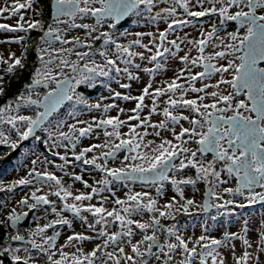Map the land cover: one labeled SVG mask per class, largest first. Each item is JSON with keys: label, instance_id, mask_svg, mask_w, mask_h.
<instances>
[{"label": "snow or ice", "instance_id": "obj_1", "mask_svg": "<svg viewBox=\"0 0 264 264\" xmlns=\"http://www.w3.org/2000/svg\"><path fill=\"white\" fill-rule=\"evenodd\" d=\"M36 3L37 0H11V3L4 0L0 6V19L18 17L14 26L0 23V32L25 33L18 37L0 39V44L17 43L22 44L23 48L19 57L10 52L5 58L0 52V64L7 65L3 70L5 74H14L17 68L25 67L23 61L30 46L27 43L30 30L43 33L36 49L40 66L35 68L31 83L26 85L29 93L17 97L23 103L10 100L0 107V125L11 126L8 134L0 128V145H6L14 151L30 137L39 139L36 135L37 129L44 128L49 132L53 145L59 146L56 145L57 139L70 142L74 150V160L94 166L104 176L95 181L94 186L84 180L82 175L73 174L75 181L82 182L86 189H90L88 192L74 193L72 186H66L54 173L38 171L35 165L40 163L39 158L32 160L33 167L27 175L11 181L6 190L14 191L20 186L34 187L35 190L30 195H25L19 204L30 211L42 205L50 206V212L58 218L43 225L38 224L30 231V235L39 237V240L33 238L23 248H13L11 242L23 241L25 236L9 234V241L0 247V258L7 253L13 264H37L32 255V250L35 249L46 255V264H150L149 257L157 262L162 261V264H170L174 253L183 255L179 264H196L197 261L198 264H226L219 249L228 248L234 264H249V261L260 264L259 253H264V222L259 227L258 247L255 252H250L248 249L253 248V242L249 238L247 221L240 233L226 230L221 239L211 238L203 233L195 238H185L179 234L175 225L165 229L160 217L175 219L174 213L180 211L187 214L189 207L196 206L193 199L180 203L173 196L168 203L159 206L157 199L148 192H129L126 199L117 197L112 200L114 205L120 206L119 209H109L105 207L109 197L103 193L108 191L115 197V193L111 191L114 181L139 180L144 184H159V194L163 181L170 180L177 186L176 191L183 198V189L179 186L194 185L196 179H181L170 176V173L191 167L196 170L199 179L212 183L209 177H215L219 183H227L226 180H220L221 173L216 169L217 162L223 161L229 176H234L237 180L235 188H224L223 191L233 196H245L247 192L249 203L257 200L264 202V191H256L257 187L264 189V0H195L194 4L192 0H50L52 23L48 24L43 19V10L34 7ZM162 4L166 6L160 7ZM197 7L199 10H193ZM178 8L192 18L219 17L220 27L213 24L210 31L201 28L199 39H190L187 33L169 39L178 26L182 28L192 23L191 20L177 18ZM21 10H31L34 16L41 18L26 20ZM145 13L154 23L164 21L166 28L163 31L157 29L156 32L121 33V36L135 37L127 44L121 43L114 33L99 30L106 21H111L108 24L110 29H116L125 17L134 14L143 16ZM88 16L95 18V25L77 23L78 18L83 20ZM228 21L236 22L238 28L236 31L227 32L226 36H221V28ZM74 29L85 30V35L69 37L68 33ZM145 37L149 38L147 43L144 42ZM101 40L100 47H96L95 42ZM57 44L59 47L55 46ZM189 45L197 50L198 55H191L192 48H188ZM136 47L143 51H134ZM208 48L213 51L206 52ZM181 52L185 54L178 55ZM166 54L168 59H178L181 68L173 77L157 82L156 76L167 71V60L163 59ZM73 56L75 59H72ZM97 56L101 58L99 62ZM136 58L146 63H137ZM221 60L226 63H220ZM199 67L203 70L193 71ZM66 69H70V73ZM113 72L123 74L130 82L140 80V72L149 75L139 95L120 91L111 93L114 99L135 101L134 108L126 110L116 103H97L92 106L96 109L102 108L104 113L111 109H117L120 114L128 112L130 114L126 120L121 119L120 115L102 119L94 117L91 123L77 120L76 123L68 125V132L60 131V124L54 128H45L47 118L64 101L73 100L75 97L80 102H85L76 92L81 84H91L95 77H109ZM215 74H219L215 83L205 82L211 81ZM197 82L201 83L200 87L196 86ZM40 85L48 91L42 99H33L34 86ZM221 85H226L227 90L222 89ZM119 86L129 89L131 83H120ZM209 88L215 90L208 91ZM189 93L197 95L195 98H185ZM2 95L4 77L0 76V96ZM35 95L38 97L39 93ZM242 95L246 99H238ZM146 98L150 100V104L145 103ZM208 98H211L210 103L205 102ZM13 103L16 115H11ZM161 104L164 105L162 109ZM33 105L43 110L36 111L34 116L20 114L22 106ZM145 109L148 113L142 116ZM184 110L194 113L195 116L185 115ZM155 114H162L164 119L153 123L152 116ZM132 121L136 123L133 124ZM181 121H187L190 126L184 127ZM177 125L179 132L176 131ZM123 127L128 128L127 133L121 132ZM95 129L103 130L106 138L104 142L75 152L81 138L90 136ZM12 131L16 139L12 138ZM162 132H170L172 139L162 136ZM149 136L158 138L159 143L156 139H147ZM190 143H195L198 147L193 150ZM142 148L145 150L141 151ZM120 151L129 153L123 157L122 166L109 167V160L116 159V154ZM88 153L94 154L87 158ZM208 153L213 154V159L205 162L204 157ZM55 155L70 163L67 154L61 155L57 152ZM57 167L63 169V165ZM49 181L54 182L48 185L50 191L38 195L43 189L36 185L48 184ZM53 188L55 190H51ZM3 190L4 186L0 185V191ZM49 195L56 196L62 202V207L58 209L56 201L50 200ZM210 195L223 200V203L210 204L206 200L199 206L202 211H207L210 207L224 208L235 203L231 199L224 200L214 190ZM94 197L100 198L99 206L91 203ZM29 200L32 202L29 203ZM85 201L89 203L85 204ZM239 206L244 207L243 204ZM48 210L47 207L44 209L45 212ZM145 211L153 213L149 222L132 219ZM65 212L72 213L73 218L78 217L85 230L74 231L58 247L57 240L61 233L47 235V230L57 224L71 228L72 221L63 215ZM84 213L90 214L92 219ZM27 215V212L11 209L6 217V221L10 222L7 226L15 227ZM4 223V220H0V224ZM117 223L119 231L108 230L110 224ZM133 224L142 233V239L135 243L132 241L135 235L131 227ZM149 229L152 230L151 235L147 234ZM157 230H166L167 236L174 237L175 242L166 240L161 243L156 235ZM204 231L207 232L206 227ZM234 240L242 241L244 248L238 256L235 253ZM90 241L99 242L94 243L91 250H86L83 245ZM126 246L130 247L131 254L126 253ZM65 248H74L75 251H65ZM110 248L113 250H109ZM154 248L159 249L158 254L153 252Z\"/></svg>", "mask_w": 264, "mask_h": 264}, {"label": "flooded vegetation", "instance_id": "obj_2", "mask_svg": "<svg viewBox=\"0 0 264 264\" xmlns=\"http://www.w3.org/2000/svg\"><path fill=\"white\" fill-rule=\"evenodd\" d=\"M164 6H166V5H163V4L160 5V7H164ZM205 6H207V5H205ZM193 10H199V8L198 7L193 8ZM89 17L92 21H94V17H91V16H89ZM129 17L124 22L118 24L116 29H110L108 27V24L111 21H106L104 23L103 27L100 29H101V31H109V32L114 33L121 43L127 44L130 40H132L135 37L131 36V35L126 36V37L121 36L120 35L121 33H135L137 31H141V32L153 31V32H156L157 29H159L160 31H163L166 28V23L164 21H159V22L154 23L146 13L143 16L137 14L133 21H129L128 20ZM177 18L191 20L192 25H201L204 22H207V21H209V22H207V24H204L203 27H182L181 28L178 26L176 28L175 34L170 35L169 39H174L176 35L184 36L185 33H187L189 35L190 39H199V38H201L200 37V29L201 28H203L204 30L210 31L213 24H216L218 27H220V18L219 17H207L206 16V17H202V18H192V17H188L183 12V9H180V8H178V11H177ZM215 19H217V20L215 21ZM228 23L230 25H237L233 21H229ZM227 28H231L234 31H236L238 27H222L221 31L224 29H227ZM177 31H180V32H177ZM148 39L149 38L145 37L144 42L147 43ZM101 44H102V40L95 42L96 47H100ZM182 47H184V45H182ZM188 48H192V50L194 49L193 55L196 56L197 50L195 48H193L191 45H189ZM133 50L134 51H143V49H140L139 47H136ZM185 51H187V49H185ZM191 53H192V51H191ZM184 54H185L184 52H181L178 55H184ZM145 55H148V53L145 52ZM96 58L98 59L97 60L98 62L101 60L100 57H96ZM137 59L138 58H136V62H137ZM163 59L167 60V64H166L167 71L164 72L165 76H166L169 73V71L173 68L171 61L172 60L179 61V60L176 58L168 59L167 54H166V57ZM150 66H152V65H150ZM262 66H264V65H262ZM121 67H123V64H121ZM194 70L195 71H202L203 68L202 67L194 68ZM69 73H70V71H69ZM117 75H120V74L113 72L109 77H99V76L95 77L91 84H81L76 89V92L85 102H80L79 100L75 99V97H74L73 100H69L67 103H64L61 106V108L59 110L55 111L52 114V116L49 118V120L47 122H45V128H54L55 125L60 124V125H62V127L60 128V131L68 132L69 131L68 125L76 123L77 120L88 121L91 123L93 121L94 117L97 119H102V118H107V116H110V113L109 112L104 113L102 108H101L102 113H100V114L96 113L100 109H96L92 106L97 104V103H100V100H102V101L105 100L106 99L105 94L107 92L111 91L110 92V94H111L112 92L116 91L111 86L120 85V83H122L121 81L118 83V80L116 78ZM122 76L124 78L123 83H131V88H129V89H122L121 88L123 91L119 90L120 92L126 94V92L129 91L131 95H134L138 90H140V88H137L133 84L134 81L130 82L127 80V78L123 74H122ZM163 79H165V77H162L161 74H158V77L156 76L157 82H160ZM23 89L25 91V87ZM91 89H92V91H93V89L94 90L99 89L98 90L99 92H97V94H94L92 96L88 95V94H90ZM224 89L227 90L226 85H224ZM47 90H48L47 88L34 87V92L32 93V98H40L41 99ZM208 90L212 91L215 89L209 88ZM35 93H39V96L37 97L35 95ZM108 98H110V97H108ZM240 98L246 99V96L242 95L238 99H240ZM113 99L114 98L112 96V100ZM161 99H165V98H161ZM120 101H124V100L120 99ZM205 102L210 103L211 98L206 99ZM6 104L7 103L0 104V107L5 106ZM12 107H13V110L11 111V115H16L17 113L14 111L15 103H13ZM163 107H164V105L161 104L160 108L162 109ZM25 110L28 111L29 113H26ZM41 110H42V108H37L34 105L33 106H27V107L22 106V108L20 110V114L34 116L36 111H41ZM228 114L230 115L231 113H228ZM188 115L190 117L195 116V114L191 113V112H189ZM82 126H84V125H78V127H82ZM183 126L189 127L190 125L188 124L187 121H185V124ZM0 128H2L6 132V134H8L9 130L11 129V126L7 125V124H3V125H0ZM179 130L180 129H178L177 132H179ZM95 131L97 132V133H94L95 135L103 134L102 129H95ZM13 134H14V131L11 132V135H13ZM94 134L92 133L90 136L81 138L77 148L75 149V152L78 153L83 148L90 146L91 144L90 143L87 144V142L92 139L91 137ZM36 135L39 137V139H37L35 137H31L27 141L22 142L20 147H18L14 151L11 150L10 148H8L6 145H0V156H2V158H0V185H2L5 182L4 178H6L8 175H10L13 170H17L18 168H20L21 166H24L25 164H26V168H27V172H28L29 169H31L33 167L32 160L37 159V158H39V160H40V163L35 165V167L37 168L38 171H45L46 170L48 172L54 173L57 177H59L56 172H58L57 170H61V168L57 167V168L50 169V168L45 167L46 164L39 154H34L31 157L32 160L28 161L30 159V157H29L30 152L35 151L36 149L43 154V157L46 155H48L51 159L56 158V156L60 157L58 155H55V153H57V151H55V149H53L51 147L52 143L50 142L51 139L49 138L50 134L48 131H45L44 128H41L37 131ZM169 136H171V133ZM16 138L17 137H15L14 139H16ZM56 141H58L59 144H64V146L65 145L71 146L70 142H68V141H62L60 139H57ZM117 143H118V141H117ZM189 146L193 150H195L198 147V145L195 143H190ZM24 149H25V151H24ZM22 153H23L24 159L21 162V164H19V163L13 164L12 167L10 169H8L6 167L8 162L13 160L15 157H18ZM126 153H128V152L127 151H120L119 153L116 154V158H118V156L125 155ZM198 156H199V153H198ZM91 157H92L91 153H88L87 158H91ZM73 158H74V156H73ZM204 159H205V162L211 161L213 159V154L208 153L206 155V157H204ZM100 162H102V161H98V163H100ZM22 163H23V165H22ZM74 167L75 168H72L71 170H69V175L71 176V178H73V174H79V175L83 176L84 180H86L85 176H86L87 172L91 171V170L93 171V173H97V174L99 173L101 176L102 175L104 176V174L99 169H96L92 165H84L82 163V161H75L74 160ZM118 167H120V166H118ZM216 169H217V171H220V173H221L220 180H226L227 182H233L232 188L236 187L237 180L234 176H229L223 161L217 162ZM169 175L177 177V178H181V179L188 178V177L196 179L197 182L194 185L193 184H182V185H180L179 187L182 188L183 190L188 188L190 190L204 191L207 187H210L211 191L214 190L218 195L223 197L224 191L219 192V188L222 186L225 187L224 184H226V183H219V181H217L215 177H209V180H211L212 183H209L205 180L199 179L198 174L194 168L189 167V168H186V169L179 171V172L173 171ZM91 178L95 179L94 176H91ZM88 183L93 184L91 182H88ZM49 184H54V182L49 181L48 184H37L36 185L37 187H41L43 189V192L37 193V194L40 195V194L48 193V191L45 190V188H48ZM118 184L124 185V186L130 184V185H137L138 187L139 186L151 187L154 190V192L156 191L155 192V199H156V196L158 195L157 187L158 186L160 187L159 184H155V185L144 184V183H141L140 181H131V180L114 181L112 183V187L117 188ZM168 186H170L171 189H173V191L174 190L176 191L177 186L173 185L170 180H165V181H163V187L161 188L159 195L163 194V192L167 190ZM81 187H82V189H80V192L90 191V189H86L84 187V185H82ZM34 190L35 189L32 186H20V187H17L14 191H7L6 189L3 191H0V220L5 221L4 224H0V247L4 246V244L9 241V234L15 235L17 233L25 236V239H27V240L12 241L11 247L23 248L24 246H28L29 240H31L33 238L37 239V237H32L30 235V231L34 230L38 226V224L43 225L45 223H48L53 216H56L55 214H52L50 212V206H43L42 205L39 208L30 211L27 207L19 204V201L25 195H30V193ZM256 191H264V189L257 187ZM125 194L126 193L123 194L122 199H126ZM245 194H247V192ZM235 196L239 197V195H235ZM49 199L56 201V206L58 209L60 207H62V202L56 196L52 197L51 195H49ZM232 200H235V198H233ZM212 201L214 204L223 203V200H218L216 198V196H213V195H212ZM31 202L32 201L29 200V203H31ZM69 202H72L71 199H69ZM233 205L234 204H229V205H226L224 208H219V209L215 207L213 210L209 211V213L216 211V210H220V209L224 210L225 208H229ZM46 207L49 209L47 212L44 211V209ZM13 208H15L17 210V212H27L28 213L27 217H25V221L19 222V224L16 225L15 227L7 226L10 222L6 221L7 215L9 214L11 209H13ZM63 215L68 219L73 218L72 213L65 212V213H63ZM84 215H85V213H84ZM152 215H153V213L145 211L142 215H136V216H133L132 218H136L137 216L139 218V216H142V217H144L145 220H147V219L151 220ZM74 219H79V218L76 217ZM160 220H161V224L165 225V223L167 221L172 220V219L160 217ZM58 226H60V225H58ZM117 230H118V228H117ZM155 249H157V248H154L153 251ZM32 252H39V251L33 249ZM21 255H23V252H21ZM0 264H13L9 254L5 253L4 256L2 258H0Z\"/></svg>", "mask_w": 264, "mask_h": 264}, {"label": "rangeland", "instance_id": "obj_3", "mask_svg": "<svg viewBox=\"0 0 264 264\" xmlns=\"http://www.w3.org/2000/svg\"><path fill=\"white\" fill-rule=\"evenodd\" d=\"M4 0H0V6L3 5ZM9 3H11V0H8ZM20 2H24V0H20ZM195 0H192V4H194ZM192 4H190V7H192ZM49 8H50V2L48 3ZM34 7L39 9H42L44 12V8L42 5H40V3L37 1L36 4H34ZM22 14H24L25 19H29V18H36V19H40L41 17L39 16H34V14L32 13L31 10H21ZM50 14V13H49ZM8 15V14H5ZM137 14L131 15L129 17V21H133L135 19ZM48 18H51L48 15ZM17 19L18 17H13L11 19H0V23H8L10 25H16L17 23ZM66 19V18H65ZM217 19H215L216 21ZM92 22V23H91ZM209 22V21H207ZM207 22H204L201 25H192L189 24L187 26L184 27H203L204 24H207ZM229 22V21H228ZM228 22H226L223 27H238V25H230ZM49 23H52V18L51 21ZM77 23H89V24H93V21L90 19V17H85L83 20L81 19H77ZM56 26V25H53ZM61 27H65L64 25H61ZM101 31V29H99ZM234 31L231 28H227L224 29L220 32L221 36H226L227 32H232ZM180 32V31H177ZM42 34V33H41ZM41 34H38V36H34L31 37L30 39H28L27 43L30 45L28 47L27 53H26V59L23 62H26L28 60V56L30 55V53L32 52L33 49H37L38 45H39V37ZM241 34H243V30H241ZM25 35V33L23 32H0V39H6L8 37H18V36H22ZM69 37L74 36V35H80V36H84L85 35V30L83 29H74L71 30L68 33ZM56 47H59V44L55 45ZM86 50V49H81ZM194 50V49H193ZM193 50L191 55H193ZM213 51V49L208 48L206 49V52H211ZM0 52H2L5 56V58L8 57L10 52H14L16 54V56H21L22 52H23V48H22V44H17V43H4V44H0ZM196 55H198V53L196 52ZM99 57V56H97ZM36 58H37V51H36ZM38 59V58H37ZM72 59H75V57L73 56ZM97 59V58H96ZM101 59V58H100ZM98 60V59H97ZM137 63H141L142 65H144L146 62H142L139 59H137ZM173 68L169 71V73L165 76V73L163 72L161 74L162 77H165V79L171 78L173 77L175 72H178L179 69L181 68V62L180 61H176V60H172L171 61ZM220 63H226V61L221 60ZM40 64L37 66L39 67ZM150 66V65H147ZM1 69H0V76L5 77V72L3 71L7 66L6 65H2L1 64ZM66 72H69L70 69H66ZM193 71H195L193 69ZM140 81H134L133 84L137 87L140 88V90L143 88V86L147 83L148 79H149V75L147 73H143L140 72ZM158 77V75H157ZM118 83L121 81L122 83L123 81V76L122 74L117 75L116 76ZM226 78H229L226 76ZM5 79V78H4ZM219 79V74H215L211 81H205V82H211V83H215L216 80ZM158 80V79H157ZM164 80V79H163ZM5 81V80H4ZM181 83H183V81H180ZM117 83V84H118ZM6 83L4 82V85ZM197 87L201 86L200 82L196 83ZM114 90L116 91H123L119 85H114L111 86ZM221 88L224 89V85H221ZM212 89V88H211ZM140 90H138L134 95H139L140 94ZM209 91V90H208ZM111 92V91H110ZM110 92H107L105 94L106 99L105 100H100L101 105L104 104H111V103H116L119 105V107L124 108V109H131L135 107V101H123V103L121 104L120 99H113L112 100V94H110ZM128 92V93H127ZM126 94H130L129 91H127ZM29 93V90L26 88L25 86V91L24 89L22 90V93L19 94L22 95H27ZM133 93V92H132ZM131 95V94H130ZM197 94L195 93H189L185 98H195ZM18 96V97H19ZM110 97V98H108ZM76 99V98H75ZM10 101V100H9ZM14 102H20L17 100V98H15V100H11ZM8 103V102H6ZM23 103V102H20ZM145 103L150 104V100L146 98ZM121 104V106H120ZM26 111V110H25ZM159 112V109H158ZM26 113H29L28 111H26ZM98 114L102 113V109H100L98 112H96ZM110 116H117L120 115L121 119H127V116L130 114L128 112H125L124 114H120L118 112L117 109H111L109 111ZM148 113V110L145 109L144 112L142 113V116H146ZM184 114L188 115L189 111L184 110ZM164 117L162 114H155L152 116V122L156 123L159 122L160 120H163ZM131 123L135 124L136 121H132ZM182 125L185 124V121H181L180 122ZM53 127V126H52ZM180 129L179 125L176 126V131ZM111 129H109L110 131ZM149 131H152L151 129H149ZM121 132L123 133H127L128 132V128L127 127H123L121 128ZM94 133H97L96 131H94ZM93 133V134H94ZM162 136L168 138V139H172V135H170V132H162L161 133ZM16 137L15 133L12 135V138L14 139ZM98 137V138H97ZM92 139L89 140L87 142L92 144H101L104 142L105 137L103 136V134H99V135H92L91 137ZM126 138V137H125ZM147 139H156V142L159 143V139L155 138L153 136H149L147 137ZM50 142L52 143L51 147L53 149H55V151L59 152L61 155L67 154L68 156V160L70 161V163H66L65 161L61 160L60 157L56 158H50L48 155L43 157V154L38 151L37 149L35 151H31L30 152V159L28 161L32 160V156L34 154H39L41 156V158L44 160L45 162V167L53 169V168H57V165H63V169L61 170H57L58 172L57 175L62 179L63 183L68 186L71 185L72 186V190L74 193H76L77 191L80 192V189H82V185L83 183L79 182V181H75L73 178H71V176L69 175V170H71L74 167V158H73V149L71 148L70 145H67V147L64 146V144H59L58 141H56V145L59 146H55L53 145V141L50 140ZM49 144V143H48ZM145 149H141V151H144ZM25 151V149H24ZM94 153H91V155H93ZM98 154V152L96 153ZM125 155H129V153H126ZM125 155H121L118 156V158L114 159V160H109L108 162V166L109 167H118V166H122L121 165V161L123 160V157ZM24 156L23 153L21 155H19L18 157H15L13 160H11L10 162H8V164L6 165V167L8 169H10L12 167L13 164L19 163L21 164V162L23 161ZM48 161H51L52 163H48ZM137 163H139V161H137ZM23 165V163H22ZM27 168H26V164L24 166H21L20 168H18L17 170H13L12 173L10 175H8L6 178H4V183L2 184L4 186V188L6 189L7 185L18 178L21 177H25L27 175ZM91 176H94L95 179H92ZM103 178V175L101 176L99 173H93V171H88L85 179L88 182L93 183V185L95 186V181H98L100 179ZM231 182H227L224 186L219 188V192L223 191L224 188H229ZM45 190H47L48 192L50 191L49 187L45 188ZM51 190H55L54 188ZM111 191L115 193V197H112L111 192H104L103 195L104 196H108L109 200L108 202H106L105 207L111 209L113 207H117L118 209L120 208V206L114 205L112 203V200L114 198H120L122 199V196L124 193L128 194L129 192H148L150 193V195L152 197L155 198V192L151 187L148 186H137V185H119L117 186V188L112 187L111 185ZM184 196L183 198L180 197V195L177 193V191H173V189H171L170 186L167 187V190L163 192V194L161 195H157L156 199L158 202L159 206H162L166 203H168L171 198L173 196L176 197L177 201H179L180 203H184L186 202L187 199H193L196 202V206H191L189 207L188 213H184L183 211H180L179 213H174L175 215V219L169 220L165 223V229L168 227H171L172 225L176 226V230L179 232V234H181L182 236H184L185 238H195L200 236L202 233L208 235L211 238H216V239H221L223 237V233L227 230L229 232H237L240 233L242 226H244L245 222H249L248 224V233H249V238L251 239V241L253 242V248L248 249L250 252H255L258 245H257V241L259 239V227L261 222H263L261 220L260 217H258V211L257 208L254 207L255 203H249V201L247 200V194H245V196H233L232 194L229 193H225L223 194V199L224 200H229V199H233L235 198V203L233 206L229 207V208H225L224 210H216L213 211L211 213L209 212H203L201 210V208L199 207L202 204V198H203V191H199V190H190L188 188H186L185 190H183ZM125 194V195H126ZM52 197L54 195H51ZM99 197H94V199L91 201V203L93 204H97V206H99ZM85 204L89 203L88 201L84 202ZM243 204L244 207H240L239 205ZM251 208V209H249ZM85 215L89 216V219L91 220L92 217L90 214L85 213ZM57 216H53L51 220L53 219H57ZM218 218V220H214ZM72 221V227L69 228L66 225L63 224H57L54 226V228H49L47 230V235H53V233L59 229L60 230V237L57 240V245L58 247L60 245H63L67 239L68 235H71L74 231L75 232H83L85 230V228L82 226V221L80 219H74V218H69ZM134 220H137L139 222H149L150 219L145 220L144 217L142 216H138L136 218H132ZM60 225V226H58ZM131 227L133 228V231L135 233V235L132 237V241L133 243L139 241L140 239H142V233L141 230L139 228L136 227L135 224L131 225ZM205 227L207 228V232L205 233L204 229ZM118 228V223L117 224H110L108 226V230L109 231H116ZM91 234V233H89ZM147 234L151 235L152 234V230L149 229L147 230ZM156 235L157 237H159V239H161L162 242H165L166 240H170L171 242H175L174 237H168L167 236V232L166 230H157L156 231ZM37 240H39V237H37ZM127 238H125V243H126ZM99 241H90V242H85V244L83 245L84 248L86 250H91L92 247L94 246V243H98ZM208 243H210V240L208 241ZM233 243L235 244V253L236 255H240L242 254L244 248L242 246V241L240 240H234ZM190 247L192 246L191 244L189 245ZM115 247V246H113ZM65 251H69V252H74L75 249L74 248H65ZM109 250H113L112 248H110ZM166 250V249H165ZM219 251L222 253L223 258L226 260V264H234V259L233 256L231 254V252L228 250V248H220ZM154 253H159V249H155L153 251ZM126 253L131 254L130 251V247L126 246ZM33 257L36 259L37 264H46V255L40 252H32ZM173 259L170 261V264H179L180 260L183 259V255L181 254H173ZM150 260V264H162L161 262H157L154 258L149 257L148 258ZM259 260H260V264H264V253H259ZM196 264H198V261L196 262ZM249 264H255V261H249Z\"/></svg>", "mask_w": 264, "mask_h": 264}, {"label": "trees", "instance_id": "obj_4", "mask_svg": "<svg viewBox=\"0 0 264 264\" xmlns=\"http://www.w3.org/2000/svg\"><path fill=\"white\" fill-rule=\"evenodd\" d=\"M40 5L44 8V15L43 19L48 24L51 21V18H48V15L50 16L51 9L49 8L48 3L50 0H37ZM38 34H41V32L37 30H30L29 32V39L34 36H38ZM25 64V67L23 69L17 68L15 70L14 74H5V85H4V95L0 96V104L6 103L9 100H15L21 94L23 88L28 85L32 81V77L35 72V68L40 64V61L36 58V49H33L30 55L28 56V60L26 62H23ZM7 66V65H6ZM0 64V69H1ZM99 89H91L90 94L88 95H94L97 94ZM218 220V218L214 219ZM56 232H60L59 229H57L53 235Z\"/></svg>", "mask_w": 264, "mask_h": 264}, {"label": "water", "instance_id": "obj_5", "mask_svg": "<svg viewBox=\"0 0 264 264\" xmlns=\"http://www.w3.org/2000/svg\"><path fill=\"white\" fill-rule=\"evenodd\" d=\"M50 9H51V6H50ZM50 17L52 18V16H51V11H50ZM128 17H125L120 23H122V22H124L126 19H127ZM234 22V21H233ZM94 24H96V21H95V18H94V22H93ZM236 23V22H235ZM43 34V33H42ZM41 34V35H42ZM40 35V36H41ZM31 83V82H30ZM34 87H42V88H44L42 85H40V86H34ZM48 91V90H47ZM46 91V92H47ZM45 92V93H46ZM44 93V94H45ZM42 98H43V96H42ZM41 98V99H42ZM33 99H37V98H33ZM69 100H66V101H64V103H67ZM61 108V107H60ZM60 108H58L57 110H59ZM43 110V109H42ZM41 110V111H42ZM56 110V111H57ZM53 114V113H52ZM52 114L47 118V120H46V122L49 120V118L52 116ZM39 129H37V131H38ZM31 138V137H30ZM24 142V141H23ZM136 181H139V180H136ZM159 187V186H158ZM210 192H211V189H210V187H207L204 191H203V198H202V204H204V202L207 200L210 204H214L213 203V201H212V195H210ZM258 204H264V202H262V201H259V200H257L256 201ZM215 207H210L207 211H203V212H209V211H211V210H213ZM25 221V218L24 219H22L20 222H24ZM120 229H119V227H118V230L117 231H119ZM24 240H27V239H24ZM160 242L161 243H163L162 241H161V239H160Z\"/></svg>", "mask_w": 264, "mask_h": 264}, {"label": "built area", "instance_id": "obj_6", "mask_svg": "<svg viewBox=\"0 0 264 264\" xmlns=\"http://www.w3.org/2000/svg\"><path fill=\"white\" fill-rule=\"evenodd\" d=\"M230 186L232 187L233 186V183L231 182ZM257 208V211H258V217L261 218V220L264 222V206L263 207H255ZM251 209V208H249Z\"/></svg>", "mask_w": 264, "mask_h": 264}]
</instances>
